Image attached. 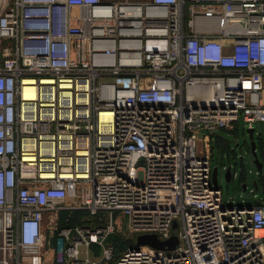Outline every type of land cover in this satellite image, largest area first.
<instances>
[{
  "label": "built area",
  "instance_id": "1",
  "mask_svg": "<svg viewBox=\"0 0 264 264\" xmlns=\"http://www.w3.org/2000/svg\"><path fill=\"white\" fill-rule=\"evenodd\" d=\"M241 122L264 123V0H0L3 263L264 264L259 185L246 205L213 183ZM65 211L88 219L48 246Z\"/></svg>",
  "mask_w": 264,
  "mask_h": 264
},
{
  "label": "rangeland",
  "instance_id": "2",
  "mask_svg": "<svg viewBox=\"0 0 264 264\" xmlns=\"http://www.w3.org/2000/svg\"><path fill=\"white\" fill-rule=\"evenodd\" d=\"M238 127V133H229L226 131L220 132L221 137H224L228 140H233L238 143L229 144V146H225L223 141L220 138H214L213 140V165L214 167L219 165V175H218V186L223 191V197L225 203L234 202L235 204H246L250 205L254 202L253 194H251L250 190L255 188L254 182H257L259 185V191L256 192L259 198H264V170L261 174H256V167L253 162V155L249 152L250 148V137L247 133V128H245V124L241 122ZM256 132H255V142L257 143V154L261 160H264V123L255 124ZM201 138V135H199ZM248 146H247V144ZM200 145V144H199ZM236 151V154L232 151ZM223 163H226L228 166L232 165L233 173H236V177H234L233 182L227 183L225 179L226 171L223 170ZM244 181V182H243ZM243 183H247L249 185V189L247 191H243ZM69 205H74V200H69ZM84 218L88 219V215L85 212H62L60 214V219L58 221V226H53L50 221L51 216H47V220L44 225V234L48 241V246H54L55 240L57 238L58 232L61 228L66 227L68 225L74 226L78 224H83ZM118 223L123 228V232L115 233L111 239H109V243L114 244L119 249L120 247H128L131 241L132 245L135 240L132 237H128L126 233V220L121 218L118 219ZM56 229L54 232L52 230ZM51 243V245L49 244ZM93 250L97 253L98 256L93 255V257H98L101 259L103 257V249L102 248H94ZM93 252V253H94ZM92 253V254H93Z\"/></svg>",
  "mask_w": 264,
  "mask_h": 264
},
{
  "label": "water",
  "instance_id": "3",
  "mask_svg": "<svg viewBox=\"0 0 264 264\" xmlns=\"http://www.w3.org/2000/svg\"><path fill=\"white\" fill-rule=\"evenodd\" d=\"M247 133L249 134L250 140H251V144H250V151L255 159V164L257 165V169L259 170V172H262L263 170V164L260 162L258 154H257V143L255 142L254 136H255V131L254 129H248ZM222 139L228 143V144H236L238 146V143L236 141L233 140H228L225 139L224 137H222ZM231 168H228L227 172H226V177L228 179L229 174H230ZM218 175H219V168L216 166L214 168V172H213V183L214 185L218 184ZM229 181V179H228ZM255 187L257 188V182H254ZM243 191H246L247 188V184H243ZM177 225L174 224V229H176ZM137 243L138 245H147L150 247H153L155 249H159V250H174L179 241L177 236H173L170 240L162 242L159 241L158 237L155 235H144V236H140L137 239Z\"/></svg>",
  "mask_w": 264,
  "mask_h": 264
},
{
  "label": "flooded vegetation",
  "instance_id": "4",
  "mask_svg": "<svg viewBox=\"0 0 264 264\" xmlns=\"http://www.w3.org/2000/svg\"><path fill=\"white\" fill-rule=\"evenodd\" d=\"M224 144H225V146H229V144L228 143H225V142H223ZM247 144V143H246ZM250 144H251V140H250ZM247 146H248V144H247ZM229 148H230V146H229ZM232 152H234L235 154H236V151L234 150V151H232ZM224 165H226V169H225V171L227 172V170H228V168H230L226 163H223ZM225 179H226V182L227 183H231V182H233V180H234V174H233V170L231 169V171H230V174H229V177H228V179H229V181H228V179H227V177H226V174H225Z\"/></svg>",
  "mask_w": 264,
  "mask_h": 264
},
{
  "label": "trees",
  "instance_id": "5",
  "mask_svg": "<svg viewBox=\"0 0 264 264\" xmlns=\"http://www.w3.org/2000/svg\"><path fill=\"white\" fill-rule=\"evenodd\" d=\"M244 182V181H243ZM131 241L129 243V246L127 247H120V249L117 246H114L116 249V258H118L119 256H121L125 251H127L130 247H131ZM114 245V244H113Z\"/></svg>",
  "mask_w": 264,
  "mask_h": 264
},
{
  "label": "crops",
  "instance_id": "6",
  "mask_svg": "<svg viewBox=\"0 0 264 264\" xmlns=\"http://www.w3.org/2000/svg\"><path fill=\"white\" fill-rule=\"evenodd\" d=\"M4 260V254H3V235L0 232V264H4L3 263Z\"/></svg>",
  "mask_w": 264,
  "mask_h": 264
},
{
  "label": "bare ground",
  "instance_id": "7",
  "mask_svg": "<svg viewBox=\"0 0 264 264\" xmlns=\"http://www.w3.org/2000/svg\"><path fill=\"white\" fill-rule=\"evenodd\" d=\"M26 97H29V98H33L34 97V94L32 93L31 90H27Z\"/></svg>",
  "mask_w": 264,
  "mask_h": 264
}]
</instances>
